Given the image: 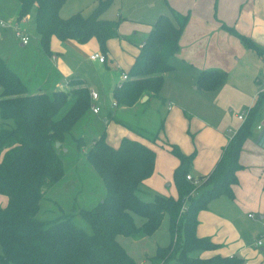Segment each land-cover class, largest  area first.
Masks as SVG:
<instances>
[{
    "label": "trees",
    "instance_id": "1",
    "mask_svg": "<svg viewBox=\"0 0 264 264\" xmlns=\"http://www.w3.org/2000/svg\"><path fill=\"white\" fill-rule=\"evenodd\" d=\"M17 22L34 19L41 46L48 52L52 36L86 43L97 38L100 50L107 53V42L118 37L119 20L101 18L113 0H98L92 13L78 12L60 16L67 0H17ZM153 24L134 64L129 79L113 91L117 105L133 106L143 96L160 98L164 73L173 70L170 58L179 50V39L189 14L169 7ZM227 30L244 44L256 49L248 37L233 28ZM222 70L202 71L197 79L200 89L216 91L226 79ZM69 90L52 94L28 92L21 78L0 56V195L8 203L0 207V264H139L118 242L117 237L152 236L163 219H170L171 240L159 247L155 259L160 264H246L243 259L215 255L202 258L201 252L216 250L209 238L196 235L199 211L220 195H232L239 154L252 134L249 118L264 110V95L250 109L245 124L230 140L222 158L208 176L193 177L194 153L183 154L169 145L180 163L174 173L176 196L158 195L153 201L138 196L141 184L155 170L156 152L149 145L124 137L115 147L106 140V131L96 138L87 153L105 187V197L93 208H81L78 215L91 233L76 225L73 214L41 219V202L47 190L65 177L56 143H62L78 121L91 110L90 90L75 79ZM72 102L62 115V110ZM249 120V121H248ZM158 136V134H157ZM79 148L83 146L76 140ZM190 175L192 180H188ZM198 181L194 184V181ZM186 204V210L182 207ZM135 214L145 222L135 224Z\"/></svg>",
    "mask_w": 264,
    "mask_h": 264
},
{
    "label": "crops",
    "instance_id": "2",
    "mask_svg": "<svg viewBox=\"0 0 264 264\" xmlns=\"http://www.w3.org/2000/svg\"><path fill=\"white\" fill-rule=\"evenodd\" d=\"M147 2L154 8V12H149L145 18L131 22L129 17L117 14L114 20H122L118 29L119 37L107 42L108 51L104 53L107 59L104 63L90 59V55L95 52L103 53L95 37L86 43H79L73 39L60 40L52 36L48 52L43 49L37 37L39 51L36 56L27 64L16 63L14 68L6 62L4 55L0 53V56L17 73L31 94L69 90L70 83L75 79L82 81L90 91H97L101 101H98L99 104L97 102L101 107L100 113L94 114L90 110L78 123L92 115L94 130L99 123L119 126L116 135H109V131L105 130L110 145L117 146L124 137H130L153 148L156 152L155 170L141 187L147 189L148 194H153L155 199L166 182L169 183L167 186L174 187L173 194L169 196L177 195L174 173L180 161L171 152L169 145L177 146L186 155L194 153L190 173L193 177L208 176L222 158L230 140L248 118L242 121L239 115L247 110L250 112L257 103L264 82V0ZM145 3L140 0L141 9ZM169 7L183 15L189 14L179 39V50L169 60L174 68L164 73L160 98L145 95L131 107L119 105L118 117V105H112L115 102L113 91L123 84L122 73H128L134 64L154 22L162 14L170 15ZM18 11L19 3L15 5L13 17L8 20L16 22ZM4 18L8 17L0 11V20ZM29 21V18L26 19V22ZM227 27L251 39L256 49L247 47ZM4 30L0 28V39L4 36ZM132 32L134 35L140 34L139 40H127L124 35ZM21 46L25 45L21 43ZM205 70L226 72L225 82L216 91L199 88L197 79ZM152 101L166 106L165 111L161 110L165 114L154 132V135L158 134L154 141L143 138L141 132L150 130L145 128L150 126L149 120L138 117V112L146 113L144 108H140ZM130 118L134 121L128 120ZM249 120L252 122V134L243 143L239 154L240 169L236 172L237 181L231 188L232 195L215 197L207 209L199 211L197 215L196 235L209 238L218 246L216 250L201 252L202 258L237 256L246 264L264 262V249L256 244L259 236L264 233V145L258 139L264 130V110ZM79 137L84 138L81 148L72 135L65 137V150L73 157H79L81 152L86 153L96 139L83 134ZM65 159L62 157L63 161ZM67 164V168H70L71 160H67ZM7 203L8 198L0 196V207ZM250 214L254 217H250ZM163 223H167L165 234L171 240L170 219L166 216ZM132 241L142 245L150 240L137 237Z\"/></svg>",
    "mask_w": 264,
    "mask_h": 264
},
{
    "label": "rangeland",
    "instance_id": "3",
    "mask_svg": "<svg viewBox=\"0 0 264 264\" xmlns=\"http://www.w3.org/2000/svg\"><path fill=\"white\" fill-rule=\"evenodd\" d=\"M143 1L146 3L144 4L145 6L141 9L139 5L140 0H113L111 5L103 12L101 18L106 20H114L117 18V14L120 13L121 15L123 14L124 17H129L131 19V22L136 19L145 18L147 17V14L149 12H154V8L150 6L147 0ZM17 3V0H0V11L6 14L8 17L4 18L5 20L3 21L18 24L19 28L24 32L26 31L25 34L29 35L30 37V43L22 47L20 43L21 41L16 37L15 31L12 27H8L3 31L4 36L2 39H0V53L1 55L5 56L6 62L12 68H14V65H16V63L27 64L36 56L37 52L39 51L37 42L38 34L35 29L34 19L32 18L29 22H26V19L29 18V16H27L21 22H11L8 20L13 17L12 13ZM97 3L98 0H67L65 5L61 8L60 14L63 16V18H68L78 12L82 13L84 16H88L97 6ZM124 36H126L127 40L129 41L139 40L140 38V34L134 35L133 32L131 34H125ZM139 101L140 99L138 100V102ZM71 104L72 102H69L68 105L62 110V115L66 113ZM143 108L146 113L144 114L142 111L138 112V117L140 119L149 120L148 123L150 126L145 128L150 130H145L148 132L142 131L141 133L143 135V138L147 137L150 141H154L156 138H158L157 134L154 135V132L157 131L158 126L162 123L165 114V112L162 111H165L166 106H162L161 104L158 105V102L156 103L155 101H152L144 107H141L140 109L142 110ZM116 113L119 117V105L117 107ZM130 116L132 118V115ZM131 118L128 120L134 121V119ZM92 119V115L84 117L76 126L73 127L71 133L67 134L68 136L66 135L65 137H69V135H72L75 139V142L76 140H80V142L84 144V138L79 137L80 134H83V136L86 137H90L91 139L93 137L98 138L105 130L109 131V135H116L119 130V126L113 124H111L110 126H106L104 123H99L100 125L98 126V128L96 127L94 130L91 121ZM1 127L2 120L0 118V129ZM66 148L67 147L65 145L64 139L60 147H56L57 153L59 154V156H61V158H66L63 161L64 169H66L69 165L67 164V160L68 162L69 160H71L72 165L65 171L67 174H65L64 179L57 185H54L47 190L46 196L41 202V212L39 217L41 219H54L58 216L73 214V220L76 225L83 228L86 232L91 233L90 226L80 217V215H78V210H80L81 208H93L103 200L106 194L104 183L102 182V179L98 175L95 168L87 160V153L90 151V149L86 153L81 152L79 154V157H73L68 150L65 151ZM66 153L69 156H67ZM65 163L67 164V166ZM168 184L169 183L166 182L164 184L166 186L164 188L162 187V191L157 194L163 196H169L170 194L172 195L174 187L172 185L167 186ZM142 185L143 183L141 184V186ZM141 186L138 191V196L144 201H153V194H148L149 191ZM132 215L137 226L143 225L145 219L135 214ZM166 224L167 223H163L157 230V232L152 236L143 235L142 237H145L146 240L150 241H145L142 245L140 243L137 244L136 242L132 241L133 238H142L141 236H135L131 238L118 236L117 240L140 264H160V261H157L155 259L157 255V249L159 247L166 246L170 240L169 235L165 234ZM0 253H2L1 246ZM262 264H264V262Z\"/></svg>",
    "mask_w": 264,
    "mask_h": 264
},
{
    "label": "built area",
    "instance_id": "4",
    "mask_svg": "<svg viewBox=\"0 0 264 264\" xmlns=\"http://www.w3.org/2000/svg\"><path fill=\"white\" fill-rule=\"evenodd\" d=\"M8 27H12L14 29L16 37L21 41V43L23 45L29 44L30 37L27 34H25V32L23 30H21L19 28L18 24L9 23V22L0 20V28L6 29ZM90 59L91 60H95V61H99L101 63H104V62H106L107 56L104 53L95 52V53L90 55ZM128 79H129L128 73L127 72H123L122 73V81H123V83L126 80H128ZM261 94L264 95V82L262 83L261 88H260L259 95H261ZM90 97H91V111L94 114H99L100 111H101V107L99 105H97V102L99 101V98H100L99 93L97 91H95V90H91L90 91ZM112 105H113V107H116L117 103L113 102ZM248 115H249V111L248 110L244 111L243 113H241L239 115V119L242 120V121H245ZM187 179L188 180H192L190 175L187 176ZM197 183H198L197 180L194 181V184H197ZM185 210H186V204L182 208V211H185ZM249 216L250 217H254L253 214H250ZM256 244H257L258 247H261V248L264 249V233L259 236Z\"/></svg>",
    "mask_w": 264,
    "mask_h": 264
},
{
    "label": "water",
    "instance_id": "5",
    "mask_svg": "<svg viewBox=\"0 0 264 264\" xmlns=\"http://www.w3.org/2000/svg\"><path fill=\"white\" fill-rule=\"evenodd\" d=\"M258 139H259V143H260L261 145H264V130L260 133ZM60 145H61L60 142H57V143H56V147H57V148L60 147ZM65 151H66V150H65Z\"/></svg>",
    "mask_w": 264,
    "mask_h": 264
}]
</instances>
